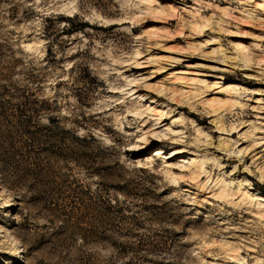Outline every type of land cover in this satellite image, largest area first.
<instances>
[{
  "label": "rangeland",
  "instance_id": "obj_1",
  "mask_svg": "<svg viewBox=\"0 0 264 264\" xmlns=\"http://www.w3.org/2000/svg\"><path fill=\"white\" fill-rule=\"evenodd\" d=\"M0 264H264V0H0Z\"/></svg>",
  "mask_w": 264,
  "mask_h": 264
},
{
  "label": "trees",
  "instance_id": "obj_2",
  "mask_svg": "<svg viewBox=\"0 0 264 264\" xmlns=\"http://www.w3.org/2000/svg\"><path fill=\"white\" fill-rule=\"evenodd\" d=\"M33 103L35 104L34 107L33 105L31 106V109L35 110L37 113L40 111V110H43V109H46V108H51V105L49 104V102L47 100H44V99H40L38 97H34L32 99ZM22 109L24 110L26 107H25V103L22 102ZM18 108V105L16 106ZM61 131L63 132V134H67L69 139H71V141H74L76 143H79L80 146H83V147H87L85 145H89L90 146V143H92L95 139L94 137H92L90 134H87V135H76V132L74 130H70V129H61ZM48 138H51V142H50V147H53L52 149H57L56 145L55 144V141H58V139L60 137H57V134L56 132H51L49 135H47ZM94 147H97L98 149V152L101 153V155L104 154V151L105 149H107V146H100V145H94ZM64 149H67L65 150L66 151V155L67 156H70L71 158H74L75 159V155L77 154V151L74 150V148H71V147H68V148H64ZM54 150V151H55ZM78 156V155H76ZM116 166H118V164L116 163L115 164ZM120 168V166H118ZM122 169V168H121ZM123 170H121V172H123ZM120 172V173H121ZM118 188H120V190H122V192L126 193V194H133L135 193V191L132 192L131 189L127 188V182L126 183H123L122 185H118ZM106 200V199H105ZM111 206V204H109ZM105 208V207H104ZM105 210L107 212H110L111 210L109 208H105ZM112 212V211H111ZM110 214V213H109ZM111 216V215H110ZM112 217V216H111ZM114 234H120L119 231H117V233H114ZM125 234V233H123ZM109 238V239H107ZM103 239L104 240H110L112 242V239H110L109 235H103Z\"/></svg>",
  "mask_w": 264,
  "mask_h": 264
},
{
  "label": "bare ground",
  "instance_id": "obj_3",
  "mask_svg": "<svg viewBox=\"0 0 264 264\" xmlns=\"http://www.w3.org/2000/svg\"><path fill=\"white\" fill-rule=\"evenodd\" d=\"M175 179V178H174Z\"/></svg>",
  "mask_w": 264,
  "mask_h": 264
}]
</instances>
